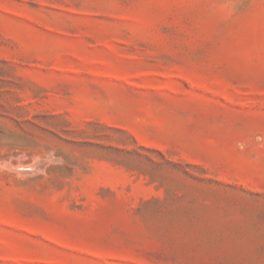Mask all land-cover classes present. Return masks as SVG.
I'll return each instance as SVG.
<instances>
[{
  "label": "rangeland",
  "instance_id": "1",
  "mask_svg": "<svg viewBox=\"0 0 264 264\" xmlns=\"http://www.w3.org/2000/svg\"><path fill=\"white\" fill-rule=\"evenodd\" d=\"M0 264H264V0H0Z\"/></svg>",
  "mask_w": 264,
  "mask_h": 264
}]
</instances>
